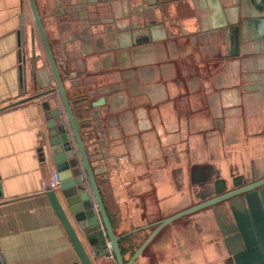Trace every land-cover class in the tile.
Wrapping results in <instances>:
<instances>
[{"label": "crops", "instance_id": "1", "mask_svg": "<svg viewBox=\"0 0 264 264\" xmlns=\"http://www.w3.org/2000/svg\"><path fill=\"white\" fill-rule=\"evenodd\" d=\"M36 1L76 119L94 128L87 151L123 232L233 179L264 176V0H221L229 27L220 31L211 0ZM33 30L40 87L53 75L30 0H0V264H80L42 188L56 170L39 152L48 139L43 102L63 104L57 91L28 99ZM85 94L105 100L91 106L89 123ZM250 214L240 201L184 217L138 264H236L231 254L253 246L237 215Z\"/></svg>", "mask_w": 264, "mask_h": 264}, {"label": "water", "instance_id": "2", "mask_svg": "<svg viewBox=\"0 0 264 264\" xmlns=\"http://www.w3.org/2000/svg\"><path fill=\"white\" fill-rule=\"evenodd\" d=\"M30 3L53 76L47 71V81L42 82L39 87L41 73L37 68L36 32L33 30L30 34L33 54L30 70L31 83L36 93L28 99L46 97L57 91L63 104L62 110L59 106L53 107L49 98H45L43 102L48 139L40 146L39 152L42 161L53 163L60 176V188L46 190V194L79 256L80 264H138V260L152 251V247L157 248L156 250L162 249L169 241V229L178 220L227 204L233 207L240 201L251 208V219L244 220L241 218L243 215H237L239 230L245 241L251 242L253 246L247 243L249 251L247 249L238 255L231 254L233 257H230L229 261L236 264H264V176L252 177L244 183L241 179H233L229 189H216L218 191L215 195L138 228L123 232V219L118 222V226L114 223L98 183L97 170L87 151V142H98L94 128L87 125L85 129L84 123L80 121L83 123L81 125L77 121L37 1L30 0ZM211 6L222 17V24L218 23L217 30L229 27L228 21L224 20L229 11L222 1L211 0ZM20 39L25 42L24 31L21 32ZM28 78L27 68L20 66V81L23 87L27 85ZM39 89L42 90L37 92ZM89 98L90 96L85 94L81 100L84 102L83 110H91L93 116L84 118V122L88 123L97 118L91 106L99 107L105 101L101 97L89 102ZM139 233L144 234V238L132 245L135 235Z\"/></svg>", "mask_w": 264, "mask_h": 264}, {"label": "built area", "instance_id": "3", "mask_svg": "<svg viewBox=\"0 0 264 264\" xmlns=\"http://www.w3.org/2000/svg\"><path fill=\"white\" fill-rule=\"evenodd\" d=\"M43 190H58L60 188V176L57 170H54L48 180L42 181Z\"/></svg>", "mask_w": 264, "mask_h": 264}, {"label": "rangeland", "instance_id": "4", "mask_svg": "<svg viewBox=\"0 0 264 264\" xmlns=\"http://www.w3.org/2000/svg\"><path fill=\"white\" fill-rule=\"evenodd\" d=\"M64 84H65V87H66V90L68 89V86L66 85L65 81H64ZM67 94H68V90H67ZM69 96V94H68ZM137 237V235H135L134 239Z\"/></svg>", "mask_w": 264, "mask_h": 264}, {"label": "flooded vegetation", "instance_id": "5", "mask_svg": "<svg viewBox=\"0 0 264 264\" xmlns=\"http://www.w3.org/2000/svg\"><path fill=\"white\" fill-rule=\"evenodd\" d=\"M136 242H137V241H136V239H134V242H133V244H132V245H135V244H136ZM127 248H130V249H131V247H126V249H127Z\"/></svg>", "mask_w": 264, "mask_h": 264}]
</instances>
